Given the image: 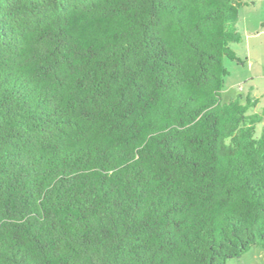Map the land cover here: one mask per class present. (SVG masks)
<instances>
[{
	"label": "trees",
	"instance_id": "1",
	"mask_svg": "<svg viewBox=\"0 0 264 264\" xmlns=\"http://www.w3.org/2000/svg\"><path fill=\"white\" fill-rule=\"evenodd\" d=\"M248 4L0 0V264L264 248V109L222 101Z\"/></svg>",
	"mask_w": 264,
	"mask_h": 264
},
{
	"label": "rangeland",
	"instance_id": "2",
	"mask_svg": "<svg viewBox=\"0 0 264 264\" xmlns=\"http://www.w3.org/2000/svg\"><path fill=\"white\" fill-rule=\"evenodd\" d=\"M248 3V6L240 10L238 19L242 42L233 45V49L237 55L244 56L242 60L245 61L246 56L250 59L248 58V63L244 66L224 61L229 75L225 79L222 101H229L231 95H237L240 90L246 95L252 87L254 90L251 97L258 100L257 108L250 111L252 113L264 109V0H248ZM244 27L253 35L251 39L244 34ZM226 264H264V248H253L240 258L227 261Z\"/></svg>",
	"mask_w": 264,
	"mask_h": 264
},
{
	"label": "crops",
	"instance_id": "3",
	"mask_svg": "<svg viewBox=\"0 0 264 264\" xmlns=\"http://www.w3.org/2000/svg\"><path fill=\"white\" fill-rule=\"evenodd\" d=\"M245 28V27H244ZM245 30V32H244V34L246 35V37L247 38H249V39H251L252 37H253V35H250L248 32H247V30H248V28L246 29H244ZM239 31V30H238ZM238 57H240L241 59H243L244 58V56H241V55H238ZM248 58L250 59V57H247L246 56V58H245V63L247 64L248 63ZM252 78H254V77H252ZM258 78V77H257ZM253 88L252 87H250L249 88V91H248V93L245 95V92H243V90H240V92H238L237 93V95H231L232 97H231V99H234V98H236L237 96H241L243 99L244 98H246V97H250L251 99H254L253 97H251L252 96V93L251 92H253ZM230 99V100H231Z\"/></svg>",
	"mask_w": 264,
	"mask_h": 264
}]
</instances>
